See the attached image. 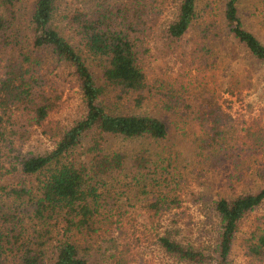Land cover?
<instances>
[{
	"label": "trees",
	"instance_id": "obj_1",
	"mask_svg": "<svg viewBox=\"0 0 264 264\" xmlns=\"http://www.w3.org/2000/svg\"><path fill=\"white\" fill-rule=\"evenodd\" d=\"M201 4L0 0V264H130L140 237L158 228L151 238L171 264H231L237 240L264 264V131L233 132L204 79L230 48L263 75L264 43L240 0ZM247 7L264 25V0ZM150 57L176 59L199 86L178 92L144 66ZM69 88L78 115L54 128L51 148L35 149ZM222 158L235 177L230 192L207 200L212 235L197 240L165 219L182 206L194 165ZM240 166L254 177H239Z\"/></svg>",
	"mask_w": 264,
	"mask_h": 264
},
{
	"label": "rangeland",
	"instance_id": "obj_2",
	"mask_svg": "<svg viewBox=\"0 0 264 264\" xmlns=\"http://www.w3.org/2000/svg\"><path fill=\"white\" fill-rule=\"evenodd\" d=\"M206 1H210L212 8H216L219 2V0H202L201 5L203 6ZM248 3L249 0H240V8L242 9L240 10V15L248 29L255 32L257 37L264 43V25L260 23V17L254 18L249 14ZM144 66L146 68L153 67L154 72L160 78H164L166 82H169L168 84L178 92H180L181 88L192 89V87L199 86H193L196 79L193 70L188 67H182L181 63L176 59L162 61L160 58L153 60L150 57L145 60ZM261 73V69L250 60H247L242 53L238 52V54L233 56L230 48L228 52L218 55L215 68L204 76L208 89L210 88L216 92L218 103L222 109L230 114L232 119L230 124L233 132H239V134L244 135L246 130H249V133L257 130V128H261L264 131V74L262 75ZM235 81H238V83L235 84ZM229 85H234V87ZM161 86L165 85L161 84ZM230 91L232 93H229ZM79 99L76 88H69L64 92L59 109L50 117L53 128L51 130L48 129L43 134L40 130L37 131L36 140L33 139L36 141L35 149L44 150L52 147L56 138L54 128L60 129L62 125L78 115ZM150 107H144L145 111H149ZM181 138L178 135L175 138L170 135V139L167 142L172 141L173 147L178 148L179 153L188 154L186 144ZM179 140H182V142L179 143ZM31 143L34 145L33 142ZM169 145V143H166L164 146L168 148ZM199 161V163L194 165L193 172H190L189 176L184 177L181 181L183 184L180 187L183 199L182 206L169 212L165 222L170 221L173 224L185 227L186 230L191 229V237L197 240L203 238L205 241L207 239L206 235H212V232L206 234L207 228H212L213 225L212 219L210 217L206 219L205 216V213L208 212L205 207L206 202L208 199H214L219 195L230 192L226 184L227 181L231 180V177H235L234 172L236 170L232 159L229 158H222L221 162L220 160L215 161L213 165L208 160L201 159ZM241 168L244 170H242L239 177H254L248 172L249 170L244 167ZM262 213V211H258L256 214H251L249 220L254 221L255 215L260 216ZM247 223L249 222H244L241 225L242 229L247 228L245 226ZM160 230L161 228H158L155 231L158 232ZM155 231L152 230L150 235L146 234L140 237L139 246L135 248L140 253L134 256L135 258L131 260L130 264H171L153 243L151 237H153ZM230 258L232 260L231 264H254L243 256L238 246V240L232 246Z\"/></svg>",
	"mask_w": 264,
	"mask_h": 264
}]
</instances>
